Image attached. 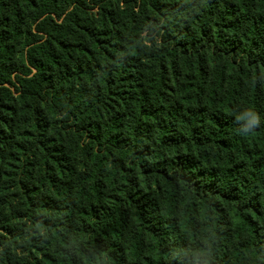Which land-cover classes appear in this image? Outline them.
<instances>
[{"label":"trees","instance_id":"16d2710c","mask_svg":"<svg viewBox=\"0 0 264 264\" xmlns=\"http://www.w3.org/2000/svg\"><path fill=\"white\" fill-rule=\"evenodd\" d=\"M0 264H264V0H0Z\"/></svg>","mask_w":264,"mask_h":264},{"label":"clouds","instance_id":"9594fccd","mask_svg":"<svg viewBox=\"0 0 264 264\" xmlns=\"http://www.w3.org/2000/svg\"><path fill=\"white\" fill-rule=\"evenodd\" d=\"M250 118H252V119H258V116L255 113H252Z\"/></svg>","mask_w":264,"mask_h":264}]
</instances>
